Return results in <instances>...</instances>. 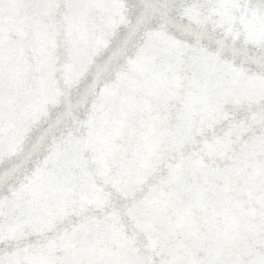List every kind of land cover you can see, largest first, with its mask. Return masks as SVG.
I'll use <instances>...</instances> for the list:
<instances>
[{
	"label": "snow or ice",
	"instance_id": "obj_1",
	"mask_svg": "<svg viewBox=\"0 0 264 264\" xmlns=\"http://www.w3.org/2000/svg\"><path fill=\"white\" fill-rule=\"evenodd\" d=\"M9 4L31 21L47 18L42 31L70 56L82 55L99 43L100 35L124 21L126 14L131 24L143 9L158 12L129 62L131 71L143 73V79L129 86L144 93L129 96V106L148 107L147 97L155 99L157 108L166 106L157 63V57L164 55L174 73L191 72L202 99L200 123L224 105H236V127L252 133L240 153L264 150V0H140L139 4L129 0H9ZM4 12L0 3V31ZM23 71L19 63L10 61L0 43V241L14 245L0 250V264H149L134 254L130 241L124 251H104L97 250L93 240L74 239L90 230L115 228L114 212L99 218L89 215L90 207L103 210L112 202L113 189L129 200L130 210L151 206L166 224L160 237L166 251L156 264H264V220L248 231L225 229L223 236L210 228L209 239L215 237L216 242L208 243L202 254L196 251L200 234L188 223L190 212L181 203L185 158H170L195 128L190 98L175 126L145 133L131 154L119 160L115 171L103 173L102 183L86 165L80 166L79 173L72 170L68 144L73 142L69 141L53 144L42 157L30 154L26 161L32 165L30 175L13 187L15 164L6 153L13 141L24 139L31 114L30 106L12 111L13 93L19 95L23 87ZM104 104L102 96L99 107ZM99 162L104 163L103 154ZM171 204L177 205L175 220L164 215ZM178 230L187 233L186 242L168 244ZM58 250L62 251L58 254Z\"/></svg>",
	"mask_w": 264,
	"mask_h": 264
},
{
	"label": "water",
	"instance_id": "obj_2",
	"mask_svg": "<svg viewBox=\"0 0 264 264\" xmlns=\"http://www.w3.org/2000/svg\"><path fill=\"white\" fill-rule=\"evenodd\" d=\"M129 2L139 4L140 0ZM0 3L5 8L0 43L10 61L19 63L24 70L22 90L19 95L13 93L12 111L29 106L31 111L24 139L13 141L6 153V158L13 159L15 164L13 187L30 175L32 165L26 164L30 154L42 157L53 144L69 141L73 142L68 144L72 170L79 173L80 166L86 165L97 182L102 183L103 173L115 171L119 160L131 154L145 133L175 126L186 109V99L190 98V111L197 122L192 135L170 153V158H185L180 175L181 203L190 212L188 223L200 234L197 253L202 254L208 243L216 242L215 237L209 239L210 228L223 236L225 229L248 231L258 220H264V150L251 148L240 153L241 145L247 143L252 133L236 127V105L226 104L200 123L202 99L190 79L191 72L174 73L166 56L161 55L157 63L166 106L157 108L153 97L146 98L148 107L129 106V96L144 95L141 89L129 86L143 79L142 72L130 70L129 62L140 50L146 29L155 24L153 17L160 15L158 12L143 9L131 24L126 14L124 21L100 35L99 43L82 55L70 56L42 31L47 18L31 21L10 6L9 0ZM162 22L166 24L167 19ZM102 96L105 104L100 108ZM77 141L79 144L74 147ZM101 154L103 164L99 162ZM150 182L156 181L150 178ZM129 203L113 189L112 202L103 210L90 207L89 215L99 218L112 211L115 228L105 226L98 233L90 230L86 236L81 234L74 239L93 240L97 250L104 251H124V244L130 241L135 255L156 264L166 251V244L160 239L166 224L153 207L143 205L130 210ZM164 215L175 220L177 205H169ZM186 240L187 233L178 230L167 243L174 245ZM12 246L0 241V250Z\"/></svg>",
	"mask_w": 264,
	"mask_h": 264
}]
</instances>
